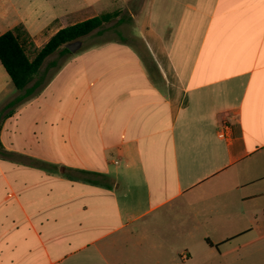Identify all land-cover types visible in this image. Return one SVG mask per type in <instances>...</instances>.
<instances>
[{"label": "crops", "instance_id": "0c3cea01", "mask_svg": "<svg viewBox=\"0 0 264 264\" xmlns=\"http://www.w3.org/2000/svg\"><path fill=\"white\" fill-rule=\"evenodd\" d=\"M129 1L0 0V36L33 57ZM139 2L138 36L79 40L37 97L0 65V264H226L264 237V0Z\"/></svg>", "mask_w": 264, "mask_h": 264}, {"label": "trees", "instance_id": "16d2710c", "mask_svg": "<svg viewBox=\"0 0 264 264\" xmlns=\"http://www.w3.org/2000/svg\"><path fill=\"white\" fill-rule=\"evenodd\" d=\"M115 17H117V14H103L61 29L45 45L37 49L33 57L31 56L32 52H29L22 40L26 32L19 25L0 36V65L4 68L12 86L17 91H23L29 83L36 79L44 60L48 56L58 50L69 53L65 48L66 44L88 36ZM35 88L27 93L32 94ZM24 98L25 96L15 99L10 106L20 103ZM41 165L44 166L45 164L41 163ZM83 173L92 176L88 179L89 183L97 184V181L93 180L94 176H98L97 174Z\"/></svg>", "mask_w": 264, "mask_h": 264}, {"label": "rangeland", "instance_id": "374dc122", "mask_svg": "<svg viewBox=\"0 0 264 264\" xmlns=\"http://www.w3.org/2000/svg\"><path fill=\"white\" fill-rule=\"evenodd\" d=\"M141 3L139 2V0H130L128 2L129 8L127 7V9L120 12V14H118L117 17L110 19L100 29H98L100 31V34H95V35L93 34V36H91V37L85 36L80 40L83 41L87 45L90 44L91 42H96V41L104 42V40H108L109 38H116L115 35L118 31L120 32V34H123L126 36H130V35L138 36V32L135 31L134 26H133L134 23H132L134 19L129 17V13L131 12V14H133V16L136 15L139 11V7H140ZM118 18H121V23H117ZM83 50H84V48L81 49V51H83ZM59 51L60 50L56 51L50 58L51 61H55V64L53 65L54 68L49 70L48 72L46 71L47 73H43L44 72V70H43L42 73L40 72L38 74L37 77H39V75L41 74V76L39 77L40 87L37 89V91L34 92L35 97L39 96V94H41L43 92V87L46 86V84L54 76V74L58 70V68L60 66H62L66 60H69L70 58H72V54H74L72 52H69V53H65V56H64V54H61V57H60ZM48 63L49 62H46L45 65H48ZM4 73H5V71H4ZM37 77H36V79H37ZM8 89H9L8 91L14 90L12 86H10ZM0 99H3V97H0ZM2 156H4V155L2 154ZM8 157H10V159L16 160V162H20V163L28 164V162L29 163L32 162V159L22 157V156H18V155H14V154H10V155H8ZM35 161L40 163V166H41V163L44 164L43 161H40V160H35ZM43 169L48 170L49 168L43 167ZM55 170H56V172H60V170H61V173L63 172V169L62 168L60 169L59 167H58V169H56V168L53 169V173L55 172ZM79 172L82 174L83 181L88 182V180L85 177H88V178L92 177L91 175L84 174L82 171H79ZM62 174H64L66 177L67 176L70 177L71 180L75 179V174H73L71 171H67V173L64 172ZM79 178H81V177L79 176ZM93 180L99 181L98 176H94ZM226 247H227V245L222 246V247H220V250L223 251L224 248H226ZM220 254L221 253H219V250H216V249L208 250V249H206V264H225L222 262L223 258H221ZM233 257L235 259L234 263H226V264H264V237L260 240V242H258V244H255L254 246L244 247L242 250H238L236 252L235 256H233Z\"/></svg>", "mask_w": 264, "mask_h": 264}, {"label": "built area", "instance_id": "2783aa9c", "mask_svg": "<svg viewBox=\"0 0 264 264\" xmlns=\"http://www.w3.org/2000/svg\"><path fill=\"white\" fill-rule=\"evenodd\" d=\"M231 128L230 125L227 122H223L220 125L219 131H218V138L222 140H227L230 137Z\"/></svg>", "mask_w": 264, "mask_h": 264}, {"label": "water", "instance_id": "95a60500", "mask_svg": "<svg viewBox=\"0 0 264 264\" xmlns=\"http://www.w3.org/2000/svg\"><path fill=\"white\" fill-rule=\"evenodd\" d=\"M81 45V42L78 40V41H74L72 43H69V44H66L65 45V48L69 51V52H72L74 53Z\"/></svg>", "mask_w": 264, "mask_h": 264}]
</instances>
